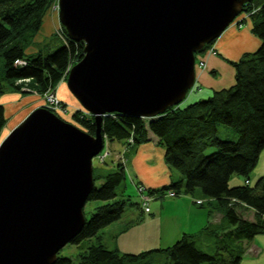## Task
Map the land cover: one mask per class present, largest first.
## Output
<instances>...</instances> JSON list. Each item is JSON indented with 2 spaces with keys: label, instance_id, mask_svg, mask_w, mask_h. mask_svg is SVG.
<instances>
[{
  "label": "water",
  "instance_id": "obj_1",
  "mask_svg": "<svg viewBox=\"0 0 264 264\" xmlns=\"http://www.w3.org/2000/svg\"><path fill=\"white\" fill-rule=\"evenodd\" d=\"M247 1L58 0L68 36L85 42V54L71 66L67 84L94 113L96 131L89 133L40 106L0 142V264L55 262L86 220L92 159L103 148L102 113L153 117L181 103L196 80V53L226 29ZM71 142L80 147L77 155L90 149L79 165L80 186L66 195L50 175ZM47 227L52 236L41 242Z\"/></svg>",
  "mask_w": 264,
  "mask_h": 264
},
{
  "label": "trees",
  "instance_id": "obj_2",
  "mask_svg": "<svg viewBox=\"0 0 264 264\" xmlns=\"http://www.w3.org/2000/svg\"><path fill=\"white\" fill-rule=\"evenodd\" d=\"M57 2L0 0V54L4 57L7 80L0 81V95L8 89H21L22 83L17 80L23 78H29L28 87L47 93L66 79L72 63L83 57L85 42L69 37L64 26L57 30L64 39L62 45L52 51H28L31 39ZM243 5L252 19V31L261 42L256 50L230 61L235 68L233 84L185 106H169L153 117L111 112L101 121L103 139L120 140L128 147L149 141L152 132L164 148L165 161L182 173V179L149 188L150 193L163 194L170 188L176 193H190L198 188L217 202L228 224L219 232L212 231L215 250H203L194 234L184 232L168 246L136 253L108 248L97 240L79 254L78 262L70 256L57 255L53 264H159L149 258L160 252L166 253L172 264H242L247 242L264 232V173L253 185L249 181L264 149V0H248ZM213 41L206 43L202 51ZM19 57L27 60L26 65L14 63ZM71 114L84 130L95 133L96 124L90 112L77 109ZM6 122L5 106L0 103V135ZM218 123L232 126L238 133L237 139L218 136ZM209 147L214 150L208 152ZM234 173L243 175L245 181L230 185ZM99 177L103 181L96 186ZM93 178L87 200L106 202L96 206L89 217L85 216L82 229L69 242L79 243L92 236L99 239V230L118 219L124 210L125 200L116 195L117 186L126 178L125 164L119 161L104 175L97 174L93 167ZM244 207L254 210L253 219L243 215Z\"/></svg>",
  "mask_w": 264,
  "mask_h": 264
},
{
  "label": "rangeland",
  "instance_id": "obj_3",
  "mask_svg": "<svg viewBox=\"0 0 264 264\" xmlns=\"http://www.w3.org/2000/svg\"><path fill=\"white\" fill-rule=\"evenodd\" d=\"M51 9H53L54 11H57L58 13L59 11L58 2L55 5H53ZM246 18L248 20L250 19V16H249V13H247L243 9V11H241L229 25H231L232 23L237 26L242 25L244 22V19ZM59 28H61L60 24L57 29ZM40 31H41V34H40L41 36H38L39 32L36 33L29 43L30 46L52 51L64 43V39H62L61 36L58 35V33H54V31L53 32H47L45 30L44 32L42 30ZM219 36L217 38H219ZM216 39L213 41V43H211V45L205 51H208V53H212L213 45L215 44ZM205 51L196 53V61H198L200 54ZM4 63H5L4 57L2 54H0V81L3 83H6L7 80L5 77ZM72 64L74 65V63ZM199 65L202 68H205L206 58L202 57V59L199 61ZM68 74H69V71H67V78H68ZM67 78L64 79L65 85L68 91L71 92L67 84ZM20 80H21L23 88L25 87V85L28 86V83H29L28 78H23ZM25 89H29V88L26 87ZM191 89L187 92V94L191 91ZM13 91H16V90L8 89L3 93V95L4 94L9 95L10 93L12 95ZM33 91L34 93H32V95H30L29 97L21 99V97H19L17 94L15 98L14 97L12 98L13 99L12 101L7 102L8 106H11L12 110L14 108V111L9 112L10 114L9 120H8V123L6 122L7 123V125L5 126L6 129L3 128L1 132L0 141L4 139L6 135L15 126H17L21 121H23L24 118H26V116L31 111H33L35 108H38L40 106H45L47 108L51 107V110H53V112L56 113L58 116L75 124L76 126L82 129L81 125L72 118L71 113L76 111L77 109H82L85 111L87 109L84 108L83 106L79 107L82 104L76 98L75 99L77 100L76 102L77 105L75 104L73 105V103H70L68 100L64 101L62 98L61 100L63 101L65 105L63 104L59 105L56 102V100L51 101L49 96L47 95V93L52 92L56 95L58 99L59 95L57 92V87L55 89H52V88L49 89L47 93L39 92L37 90H33ZM25 92L27 93L28 91H25ZM87 111L90 112L89 110ZM108 113L110 112H104L102 113V116ZM217 134L221 138H228V139H233V140L237 139L238 137L237 131L232 126L225 124V123H218ZM120 142H121L120 140H116V139L112 141L107 140V138L104 139V143H103L104 148L101 150V152L98 153V155L96 154L92 159L93 167L95 168V172L97 174L104 175L106 172L112 170L119 161H122L126 165L128 150L130 147H128L129 145H121ZM212 150H214V147H209L207 149L208 152ZM262 151H261L262 156L264 157V149ZM263 159L261 158L260 162L258 161V165L256 166L257 168L255 167L256 171L259 167L260 169L261 167H264ZM125 171H126V178L117 186V195H116L117 199L125 200V207H124V210L121 216L118 219L107 224L106 226L102 227L99 230L98 232L99 239L96 236H92V237H87V238L82 239L79 243L68 242L58 251V255L70 256L76 262H78V260L80 259L79 254L89 244L96 243L97 240H100V242H102L108 248H117L121 252H135L136 253L139 251L157 247L159 246L158 240L159 242L160 240H163V242H167V239L171 237V235H169V225L171 221L166 220L167 219L166 213H162L161 216L159 217H154L152 213L150 212V202H151V199L154 198L155 194L150 193L149 188H147L144 184L139 183V182L136 183L131 180L129 164L125 166ZM254 172L255 170H252L249 175V178L252 180L251 181L252 185L256 182V179L254 180L252 176L254 175ZM263 173H264V170L261 174ZM240 180L245 181V177L241 174L234 173L231 176L229 182H230V185H236L237 184L236 182H240ZM102 181H103L102 177L97 178L95 181L96 186H99L102 183ZM146 194H148L151 197L149 201V210L144 209V207L142 206V201H141L143 196ZM160 196L178 197L177 199H179V201L177 204V209L173 215L176 217V219L177 217L185 219V220L188 218L187 211L190 213V210H189L191 207L190 202L184 203V201L181 198H179L180 196L179 193L166 190L163 194L160 192ZM105 202L106 201L101 200V199L87 200L83 208L85 216L89 217L92 211H94V209L96 208V206L103 204ZM195 202L199 205H204L203 207H206V208H210V205H213L211 208H213L214 211L220 209L217 202L211 198H207V197L199 198V199H195ZM205 202L206 204H204ZM183 209H186V210L183 211ZM193 210H195L196 212V215L194 216L197 219L205 218V215H204L205 211L204 213L197 214V209L193 208ZM215 216H217L218 218L219 214L216 213ZM198 222H203V221H198ZM185 223L178 224L179 228H181L180 226H184ZM227 224H228V221L225 218H223L220 222L208 224L207 225L208 229H206L205 232H203V234L197 240V245L205 251L213 252L215 250V235L213 234L212 231L219 232ZM171 228H173L172 225H171ZM161 246H168V245L167 243H165ZM149 259L150 261L156 262L159 264H172L169 260L168 255L163 252L153 254Z\"/></svg>",
  "mask_w": 264,
  "mask_h": 264
},
{
  "label": "crops",
  "instance_id": "obj_4",
  "mask_svg": "<svg viewBox=\"0 0 264 264\" xmlns=\"http://www.w3.org/2000/svg\"><path fill=\"white\" fill-rule=\"evenodd\" d=\"M59 24L60 20L57 11L51 9L45 16L40 30L43 32L45 30L47 32L54 31V33H57ZM40 34L41 31H39L38 36H41ZM260 42V38L252 31L251 18L248 20L247 18L244 19L243 24L239 26L233 23L229 25L221 33L219 38L216 39L215 44L213 45L212 53L205 51L200 54L198 61H196L197 65L195 67V84L191 91L187 94L186 98L180 103V105L185 106L198 99L206 98L215 90L228 87L233 84L235 80V68L230 61L238 60L246 52H252L256 50L260 45ZM37 49L39 48L29 46L28 51H36ZM202 57L206 58L205 68H202L199 65V61L202 59ZM26 87L28 86L25 85L24 88L22 86L21 89L13 91L12 95L11 93L9 95H0V103L5 106L7 123L10 115L9 112L14 111V108L12 110L11 106H8L7 102L12 101V98H15L17 94L19 97H21V99H23L34 93V89L29 90L30 87H28L29 89H25ZM25 91L28 92L26 93ZM57 92L60 99L62 98L64 101L68 100L70 103H73V105H77V100L75 99L74 94L68 91L65 85V80H62L59 85H57ZM4 128L6 129V127ZM149 135L151 137L149 141L130 146L128 150L126 165L129 164L131 180L136 183H142L147 188H155L182 179V173L179 170L171 167L165 161L164 148L158 143L156 135H154L152 132H150ZM120 143L121 145H125L123 141ZM262 152L259 156V162L261 158H264L262 156ZM256 168L253 169L255 170L254 175H252L254 180L257 179L264 170V167H261V169L259 167L257 171ZM249 181L251 183L252 180L250 179ZM243 182V180H240V182L236 183L241 184ZM179 195L181 196H179V198H181L184 203L190 202V213L187 211L188 218L186 220L178 217L176 219V217L173 215L177 209V204L179 201V199H177L178 197L160 196V192H155L154 198L151 199L150 212L152 215L154 217H159L162 213H166V220L171 221L169 225V235H171V237L167 239V242H163V240H160L159 242L158 240L159 246L157 247H165L161 246L165 243H167V245L172 244L184 232L194 234L196 236V240H198L203 232H205L206 226L208 224L220 222L224 218L221 209L214 211V209L211 208L213 205H210V208H206L203 207L204 205H199L195 202V199L206 198L200 189L197 188L190 193H185L183 190H181ZM204 204H206V202ZM193 208L197 209V214L204 213L205 211V218L197 219L194 216L196 215V212L193 210ZM185 210L186 209H183V211ZM216 213L219 214L218 218L215 216ZM242 213L244 216L250 219L254 218V210L252 208L244 207L242 208ZM182 223H185V225L180 226L181 228H179L178 224ZM171 225L173 228H171ZM241 262L242 264H264V232L255 235L247 242V247Z\"/></svg>",
  "mask_w": 264,
  "mask_h": 264
},
{
  "label": "bare ground",
  "instance_id": "obj_5",
  "mask_svg": "<svg viewBox=\"0 0 264 264\" xmlns=\"http://www.w3.org/2000/svg\"><path fill=\"white\" fill-rule=\"evenodd\" d=\"M202 17V16H201ZM203 18V20L204 21H207V19H206V17H202ZM201 18V19H202ZM60 25H61V27H63V25L61 24V22H60ZM61 29V28H60ZM58 30V29H57ZM57 33H58V31H57ZM68 33V32H67ZM84 54H85V52H84ZM84 54H83V56H84ZM17 59H24V58H22V57H19V58H17ZM17 59H15L14 60V62L17 60ZM23 65H26V63L25 64H23ZM70 71V70H69ZM17 82L18 83H21V80L20 79H18L17 80ZM69 87V86H68ZM70 89V88H69ZM29 90H33V88H30ZM75 98L80 102V100L75 96ZM81 103V102H80ZM82 106V105H81ZM80 106V107H81ZM93 116H94V120L96 121V119H95V115H94V113H91ZM136 115V114H135ZM142 116V115H141ZM96 124V123H95ZM83 129V128H82ZM84 130V129H83ZM86 131V130H85ZM7 136V135H6ZM3 140V139H2ZM2 140L0 141V142H2ZM75 142H71V144L69 145V146H66L65 147V149L62 151L63 152V154H64V156H67L68 157V155H74L75 156V158H74V156H73V158H68L67 159V157L65 158L64 156V158L62 157V155H59L57 158H58V160L56 161L55 160V162H53V174H54V176H51V175H53V174H51L50 175V180H52L54 183H57L58 184V186L60 187L59 189L61 190V192L63 193V194H65V193H67L66 195H71V193H69V192H73L74 190H75V188L77 189V187H78V185L80 186V183H81V181H82V172H81V170L82 169H80V167H79V165H81L82 166V164L80 163V162H82L83 160H82V155L84 156L85 154H87V152H88V148L87 147H85L84 148V150L82 149V150H80L79 151V153L80 152H83V154H81V155H77L76 153V151H77V149H79L80 147L79 146H77V145H75L74 144ZM78 143V142H77ZM76 143V144H77ZM104 143V142H103ZM74 144V145H73ZM90 149V148H89ZM53 152V151H52ZM52 152H47L49 155L51 154V155H53V153ZM37 154V153H36ZM55 154V153H54ZM98 155V154H97ZM54 157V156H53ZM53 160H54V158H53ZM49 163V162H48ZM51 167V168H52ZM53 183V184H54ZM77 186V187H76ZM169 191H175L174 189H172V188H170V189H168ZM167 190V191H168ZM58 191V190H57ZM57 193H59V191L57 192ZM47 230V231H46ZM46 230L44 231V233H43V235H42V237H41V242H43L44 240H46L47 239V237L48 236H52V235H50L51 234V229L49 228V227H47L46 228ZM22 237H23V235H22ZM24 239V238H23ZM15 243H18V245L19 246H21L22 244L19 242V241H17V242H15ZM21 244V245H20ZM25 244H26V240H25ZM18 249H20L21 250V248H18ZM20 250H18V252H20ZM10 252H12V251H10ZM23 252V251H22ZM26 252V251H25ZM28 252V251H27ZM26 252V253H27ZM5 253V252H4ZM3 253V254H4ZM14 253H16V252H14ZM24 253V252H23ZM31 253V252H30ZM27 254H29V252L27 253ZM5 256H7V255H5ZM14 256H15V259H16V257L18 258V254L17 255H15L14 254ZM32 258H33V256H32ZM20 258H18L17 260H19ZM27 259V258H26ZM29 260V259H28ZM35 260H36V256H35ZM32 261V260H31ZM21 262H17V264H20ZM30 263V262H29Z\"/></svg>",
  "mask_w": 264,
  "mask_h": 264
},
{
  "label": "built area",
  "instance_id": "obj_6",
  "mask_svg": "<svg viewBox=\"0 0 264 264\" xmlns=\"http://www.w3.org/2000/svg\"><path fill=\"white\" fill-rule=\"evenodd\" d=\"M61 34H62V32H61ZM27 62V60L26 59H17L14 63L17 65H23V64H25ZM69 71V70H68ZM29 79V78H28ZM47 95L49 96V98H50V100L52 101V100H56V102L60 105V104H63V101L60 99V98H58L57 99V97H56V95L54 94V93H47ZM57 104V105H58ZM64 105V104H63ZM130 141L132 142V139H130ZM150 199H151V197L148 195V194H146V195H144L143 196V198L141 199V201H142V206L144 207V209L145 210H149V201H150Z\"/></svg>",
  "mask_w": 264,
  "mask_h": 264
}]
</instances>
